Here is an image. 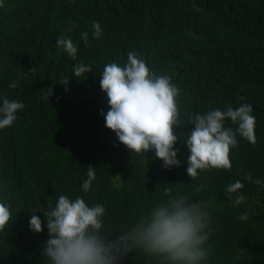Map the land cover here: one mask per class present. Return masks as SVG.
Instances as JSON below:
<instances>
[{"label": "trees", "instance_id": "16d2710c", "mask_svg": "<svg viewBox=\"0 0 264 264\" xmlns=\"http://www.w3.org/2000/svg\"><path fill=\"white\" fill-rule=\"evenodd\" d=\"M93 22L103 29L99 40L92 37ZM57 37L78 46L75 60L55 48ZM130 51L181 90L183 126L173 129L179 167L163 168L153 151L131 153L105 127L101 110L109 106L99 74L107 63L122 65ZM79 62L93 68L74 77ZM0 94L25 105L15 123L0 130V192L12 215L0 233V264H48L41 252L47 230L33 233L28 221L36 212L45 223L42 213L61 194L103 204L106 225L116 229L166 199L169 189L206 204L209 264H264V188L245 179L264 180V0H5ZM241 103L253 108L256 143L237 136L230 169L191 179L182 143L194 127L188 117ZM225 126L236 128L230 121ZM88 166H95L96 179L84 194ZM237 180L245 200L234 207L238 193L226 189ZM123 264L157 262L136 253Z\"/></svg>", "mask_w": 264, "mask_h": 264}, {"label": "clouds", "instance_id": "9594fccd", "mask_svg": "<svg viewBox=\"0 0 264 264\" xmlns=\"http://www.w3.org/2000/svg\"><path fill=\"white\" fill-rule=\"evenodd\" d=\"M5 0H0V8ZM73 26L74 23H73ZM93 39L102 37L99 22L91 24ZM85 41L88 33L83 34ZM55 48L75 60L78 46L70 37H57ZM91 65L79 62L73 67V76L80 77L92 70ZM101 91L107 97V112L101 110L105 127L115 133L117 140L131 153L145 154L153 151L162 167H179V148L174 126H183L177 97L180 88L168 75L153 72L147 62L135 51L127 53L122 65L113 61L104 65L99 74ZM69 79V78H68ZM68 79L61 81L67 84ZM18 86L17 81L8 88ZM25 107L20 100L9 99L0 94V130L10 128ZM251 104L239 107L215 108L188 117L194 127L182 136L188 156L186 173L191 179L200 171L228 170L232 167L230 149L238 146L237 136L251 144L256 143L255 117ZM226 121L236 125L226 127ZM95 166H88L81 191L93 190L96 179ZM246 180L264 188V180ZM198 186L196 191H201ZM244 184L237 180L228 185V193H238L233 206L241 205L245 196ZM157 203L132 223H124L110 229L105 223L106 208L101 203L90 204L82 196L72 198L61 194L54 203H48V211L42 213L45 223L35 213L28 221L29 230L40 233L47 230L48 238L41 252L48 264H123L129 256L139 253L154 259L157 264H209L212 248L209 245L211 218L203 202H191L185 195L171 194ZM38 212V211H37ZM241 220L247 219L242 214ZM12 220L11 207L0 192V233Z\"/></svg>", "mask_w": 264, "mask_h": 264}]
</instances>
